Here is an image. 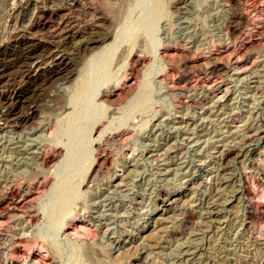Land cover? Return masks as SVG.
<instances>
[{
	"label": "rangeland",
	"instance_id": "374dc122",
	"mask_svg": "<svg viewBox=\"0 0 264 264\" xmlns=\"http://www.w3.org/2000/svg\"><path fill=\"white\" fill-rule=\"evenodd\" d=\"M0 68V264H264V0H0Z\"/></svg>",
	"mask_w": 264,
	"mask_h": 264
},
{
	"label": "bare ground",
	"instance_id": "6f19581e",
	"mask_svg": "<svg viewBox=\"0 0 264 264\" xmlns=\"http://www.w3.org/2000/svg\"><path fill=\"white\" fill-rule=\"evenodd\" d=\"M78 1V0H77ZM51 2V1H50ZM80 2V1H79ZM42 3V2H41ZM69 8V7H68ZM59 10V9H58ZM60 10H62V9H60ZM59 10V11H60ZM40 13H41V15H42V18H40V19H37L36 20V22L35 23H33V25L35 24V26H38V27H40V26H46L47 25V23H48V21H47V19L48 18H50V16H51V14H52V12H53V10H48V9H41L40 11H39ZM27 13V12H26ZM64 15V14H63ZM62 15V16H63ZM69 15V14H68ZM64 18V17H63ZM12 19V18H11ZM66 19V18H65ZM262 18H258L257 19V21L256 22H258V21H260ZM88 21V20H87ZM15 22V21H14ZM65 22V21H64ZM262 22V21H261ZM51 23V22H50ZM97 23V22H96ZM56 25V24H55ZM11 26H13V25H11ZM63 28V27H62ZM28 29V28H27ZM88 29V28H87ZM35 31V30H34ZM72 31V32H71ZM81 31V30H80ZM86 31V30H85ZM89 31V30H88ZM96 31V30H95ZM59 32V31H58ZM83 32V31H82ZM33 33V32H32ZM70 33H73V35L74 34H76V33H78V30H71V29H64V35H65V37H67ZM96 33V32H95ZM88 34V33H87ZM92 34V33H91ZM98 34V33H97ZM106 35H107V33H105ZM63 35V36H64ZM71 35V34H70ZM100 35V34H99ZM28 36V35H27ZM62 36V35H61ZM62 36V37H63ZM88 36H89V34H88ZM87 35L85 36L86 38L88 37ZM71 37V36H70ZM70 37H68V38H70ZM75 37V36H74ZM80 37H82V36H80ZM96 37V36H95ZM103 37V36H102ZM105 37V36H104ZM103 37V38H104ZM79 38V37H78ZM89 38V37H88ZM92 38V37H91ZM91 38H89L88 40H90ZM96 38H98V37H96ZM59 40V39H58ZM65 40V39H64ZM66 40H69V39H66ZM76 40V39H75ZM86 40V39H85ZM88 40H86V41H88ZM98 40V39H97ZM244 40V39H243ZM51 41V40H50ZM54 41V40H53ZM71 41V40H70ZM81 41H82V43H83V40L81 39ZM100 41V40H99ZM17 42V41H16ZM28 42H30V40L29 39H20V40H18V42H17V44L18 45H25L26 46V43H28ZM56 42H57V40H56ZM64 42V41H63ZM80 42V41H79ZM96 42H98V41H96V40H94V37L92 38V41H89V42H87L88 44H91V45H89V47L90 46H92L93 47V44L95 45V43ZM58 43V42H57ZM60 43H61V41H60ZM67 43V42H66ZM31 44V43H30ZM54 44V43H53ZM68 44H70V43H68ZM81 44V43H80ZM97 44V43H96ZM29 45V44H28ZM38 45V44H37ZM60 45V44H59ZM62 45V44H61ZM65 45H67V44H65ZM85 45H86V42H85ZM49 46V45H48ZM63 46H64V44H63ZM26 47H28V46H26ZM31 47V46H30ZM29 47V48H30ZM50 47V46H49ZM48 47V48H49ZM67 47V46H66ZM45 48V47H44ZM63 48V47H62ZM68 48V47H67ZM66 48V49H67ZM27 49V48H26ZM51 49V48H50ZM65 49V48H64ZM65 49V50H66ZM88 49V48H87ZM86 50V49H85ZM42 51V50H41ZM40 51V52H41ZM44 51V50H43ZM42 51V52H43ZM48 51H50L49 49H48ZM54 52V51H53ZM38 53V52H37ZM64 53V52H63ZM69 53V52H68ZM20 54V53H19ZM67 54V53H66ZM14 55V54H13ZM36 55L37 54H35L34 53V50H32V49H30L29 51H26L25 52V54H24V64H23V66H22V69H20V67H19V69H20V71L22 72V74H21V77H23L24 79L26 78V79H30V78H32L33 77V75H34V72L36 71V73H37V69L39 68V63H37V62H35L34 60L36 59ZM40 55V54H39ZM42 55V54H41ZM48 55H49V52H48ZM51 55V54H50ZM60 55V54H59ZM43 56H44V54H43ZM53 56H55V55H53ZM73 56V55H72ZM17 57V56H16ZM37 57H39V56H37ZM52 57V56H51ZM19 58V57H18ZM45 58V57H44ZM47 58V57H46ZM53 58V57H52ZM237 58V57H236ZM235 58V59H236ZM38 59V58H37ZM40 59H42V57L40 56ZM66 59H67V55L66 56H62V53H61V56H59V57H57V58H53V59H51L49 62L50 63H53V62H63V63H65L64 61H66ZM43 61H46V60H43ZM235 61V60H234ZM47 62V61H46ZM22 63V62H21ZM21 63H19V64H21ZM31 63H32V65H31ZM42 63V62H41ZM50 63H48V64H50ZM240 63V62H239ZM44 64H45V62H44ZM43 65V64H42ZM58 65V64H57ZM66 65V64H65ZM41 66V65H40ZM45 66V65H44ZM44 66H43V69H44ZM244 66V65H243ZM57 67V66H56ZM46 68V67H45ZM241 69H242V67H240ZM1 70H2V68H0ZM62 69V68H61ZM61 69H59V70H61ZM67 69V68H66ZM51 70V69H50ZM65 70V69H64ZM63 70V71H64ZM235 70H237V69H235ZM19 71V70H18ZM55 71V70H54ZM4 72V71H3ZM15 72V71H14ZM51 72V71H50ZM55 72H57V71H55ZM54 72V73H55ZM66 72V71H65ZM20 73V72H19ZM47 73V72H46ZM63 73V72H62ZM69 73V72H68ZM45 74V73H44ZM51 74V73H50ZM2 75H4V73L2 74ZM18 76H19V74H17ZM16 75V76H17ZM40 75V74H39ZM61 75V74H60ZM251 75V74H250ZM15 76V75H14ZM15 76V77H16ZM36 76V75H35ZM45 76V75H44ZM43 76V77H44ZM56 76V75H55ZM254 76V75H253ZM38 77V76H37ZM40 77V76H39ZM46 78V77H45ZM56 78V77H55ZM10 79V76H0V82H2V81H8ZM12 79H14V78H12ZM47 79V78H46ZM52 79H53V77H52ZM11 80V79H10ZM9 80V81H10ZM65 80V79H64ZM17 81V80H16ZM28 81V80H27ZM252 81V80H251ZM224 82V81H223ZM41 83V82H40ZM215 83V82H214ZM123 84H124V81H123ZM5 85V84H4ZM119 84H117L116 85V87L118 86ZM257 85H258V83H257ZM41 86V85H40ZM223 86V85H222ZM14 87V86H13ZM34 87V86H33ZM119 87V86H118ZM124 87V86H123ZM257 87V86H256ZM217 88V87H216ZM249 88V87H248ZM11 89V88H10ZM261 89V88H260ZM219 90V89H218ZM37 91V90H36ZM35 91V92H36ZM41 91V90H40ZM214 91V90H213ZM222 91V90H221ZM226 91V90H225ZM254 91V90H253ZM17 92H18V89H17V91L15 90V88H12L11 90H10V96H12V98H10V97H7V96H3L2 98L4 99V100H2V101H5L7 104H12V103H16L17 105H15L14 107H10V109H9V111H10V118H12V117H15V114H14V111L17 109V106H18V104L20 103H23V99L25 98V94L27 93L26 91L25 92H23V93H20V94H17ZM223 92V91H222ZM109 93V94H108ZM115 92L114 91H111L110 92V90H109V92H107V94L108 95H112V94H114ZM104 94V93H103ZM102 94V95H103ZM116 94H117V92H116ZM36 95V94H35ZM9 96V95H8ZM223 96V95H222ZM0 97H1V95H0ZM103 97H105V96H103ZM218 97V96H217ZM28 99H29V95H28V97H27ZM31 103V102H30ZM13 104V105H14ZM24 104V103H23ZM23 104H22V106H23ZM28 104V103H27ZM32 104V103H31ZM1 105V104H0ZM34 105V104H33ZM35 106V105H34ZM20 107H21V105H20ZM19 107V108H20ZM6 108V107H5ZM1 110H3L2 109V107H1ZM20 110V109H19ZM8 111V110H7ZM5 112V111H4ZM3 111H2V113H4ZM7 114H8V112H6ZM16 113V112H15ZM12 114H14V116H12ZM21 113H19V115H20ZM34 114V113H33ZM32 114V115H33ZM1 115V114H0ZM9 115V114H8ZM23 115V114H22ZM28 115V114H27ZM23 116V117H20L21 118V120H25L26 118L27 119H29L28 118V116ZM17 116V115H16ZM230 116V115H229ZM6 117V116H5ZM6 119H8V118H6ZM13 119V118H12ZM19 119V118H18ZM32 119V118H31ZM9 120H11V119H9ZM14 120H15V118H14ZM8 121V120H7ZM12 122V121H11ZM15 122H16V120H15ZM29 122V121H28ZM21 123V122H20ZM27 123V122H26ZM23 127V126H22ZM248 127V126H247ZM259 129V128H258ZM256 130V129H255ZM254 130V131H255ZM250 133V132H249ZM249 133H247V134H249ZM252 133V132H251ZM254 133V132H253ZM260 133V132H259ZM257 134V133H256ZM261 134V133H260ZM260 134H259V137H260ZM246 135V134H245ZM248 136V135H247ZM244 137V136H243ZM255 137V136H254ZM251 140V139H250ZM250 142V141H249ZM256 142V141H255ZM248 145V144H247ZM44 146V145H43ZM224 146V145H223ZM226 146V145H225ZM239 146V145H238ZM46 146H44V148H45ZM40 148H41V146H40ZM40 148H39V150H40ZM222 148V147H221ZM43 149V148H42ZM25 150V149H24ZM34 150V149H33ZM45 150V149H44ZM46 151V150H45ZM58 151V150H57ZM54 152V151H53ZM59 152V151H58ZM223 152H225V155H229V153H230V150H226V151H224L223 150ZM27 153V152H26ZM41 153V152H40ZM49 153H51L50 151H49ZM54 153H56V152H54ZM54 153H53V155H54ZM236 153V152H235ZM43 154H45L44 156H41L42 157V160L45 162V163H47L49 160H51V158H52V156L51 155H49V154H46V152L45 153H43ZM105 155V154H104ZM36 156V155H35ZM227 157V156H226ZM96 160L97 161H102V160H105V158H104V156H102V155H100V154H98L96 157ZM53 160H54V158H53ZM133 161H134V159H132ZM38 161V160H37ZM41 161V160H40ZM41 163V162H40ZM100 163V162H99ZM3 164V163H2ZM199 164V163H198ZM262 167V166H261ZM123 168V167H122ZM223 169V168H222ZM221 171V170H220ZM259 171V170H258ZM257 171V172H258ZM220 173V172H219ZM5 174V173H4ZM96 174V173H95ZM121 176V175H120ZM4 177V176H3ZM122 177V176H121ZM1 178V177H0ZM261 178V177H260ZM264 178V177H263ZM2 179V178H1ZM10 179H11V177H10ZM44 179V178H43ZM260 180V179H259ZM4 181V180H3ZM8 180H6V182H7ZM2 182V181H1ZM43 182V181H42ZM5 183V182H4ZM4 183H1V185H3ZM41 183V182H40ZM45 183V182H44ZM10 184H13L12 182H10ZM5 185V184H4ZM3 185V186H4ZM7 185L8 184H6V187H7ZM13 186L14 185H12V188H13ZM241 186V185H240ZM45 187V186H44ZM243 187V186H242ZM11 188V189H12ZM15 188V187H14ZM38 187H36V189H37ZM244 188V187H243ZM3 189V188H2ZM5 189V188H4ZM7 189V188H6ZM8 189H10V187H8ZM13 190V189H12ZM17 190V189H16ZM15 190V191H16ZM253 190V189H252ZM7 191V190H6ZM11 191V190H10ZM254 191V190H253ZM233 192V191H232ZM244 192H246V191H244ZM10 193V192H9ZM24 193V195H26V196H29L30 194H31V191H30V189H27L25 192H23ZM22 193V194H23ZM247 193V192H246ZM3 194V193H2ZM37 194V193H36ZM248 194V193H247ZM247 194H246V196H247ZM5 195H6V192H5ZM35 195V194H34ZM239 195H241V193L239 194ZM9 196V195H8ZM17 196V195H16ZM22 196V195H21ZM30 197V196H29ZM243 197V196H242ZM16 198H18V199H20V198H23V196L22 197H15V200H17ZM245 198H248V197H245ZM7 199V198H6ZM24 199V198H23ZM28 198H26V200H27ZM244 199V198H243ZM253 199V198H252ZM14 200V201H15ZM227 200V199H226ZM251 200V199H250ZM248 201L249 202V204L250 205H252L251 204V201ZM6 201V200H5ZM18 201V200H17ZM212 201V200H211ZM246 201V200H245ZM244 201V202H245ZM3 202V199H2V196H1V199H0V203H2ZM21 202V201H20ZM25 202V201H24ZM210 202V201H209ZM253 203V202H252ZM256 204H258V203H256ZM19 205V204H18ZM12 206V205H11ZM15 207V206H14ZM251 207V206H250ZM218 208V207H217ZM220 208V207H219ZM205 209V208H204ZM12 210V209H11ZM213 210V209H212ZM211 210V211H212ZM217 210V209H216ZM251 210V209H250ZM220 211V210H219ZM21 212V211H20ZM27 212V211H26ZM3 213V212H2ZM8 213V212H7ZM17 213V212H16ZM205 213V212H204ZM204 213H203V215H204ZM212 213V212H211ZM210 213V214H211ZM12 214H13V212H12ZM15 214V213H14ZM215 214V213H214ZM213 214V215H214ZM217 214V213H216ZM6 215V214H5ZM10 215V214H9ZM7 217V216H6ZM206 217V216H205ZM3 218V216H1L0 215V220H4V219H2ZM162 218V217H161ZM223 218V217H222ZM7 219V218H6ZM5 219V220H6ZM17 219V218H16ZM27 219V218H26ZM203 220V219H202ZM201 220V221H202ZM205 220V219H204ZM213 220V219H212ZM9 222V221H8ZM218 222V221H217ZM4 223V222H3ZM207 223V222H206ZM8 224V223H7ZM90 224V223H89ZM208 224V223H207ZM11 225V224H10ZM264 226V225H263ZM1 227V226H0ZM23 227V226H22ZM206 227V226H205ZM207 228V227H206ZM29 229V228H28ZM27 229V230H28ZM25 231V230H24ZM259 231H260V233H261V231H264L263 229H262V227H260L259 228ZM18 232V231H17ZM23 232V231H22ZM21 232V233H22ZM13 233H14V231H13ZM28 233V232H27ZM26 233V234H27ZM23 234H24V232H23ZM13 235V234H12ZM16 235V234H15ZM18 235H19V233H18ZM22 235V234H21ZM20 235V236H21ZM25 235V234H24ZM2 237H4V236H2ZM1 237V238H2ZM8 237V236H7ZM10 237V236H9ZM12 237V236H11ZM19 237V236H18ZM0 238V240H3V239H1ZM257 238V237H256ZM7 238L5 237V240H6ZM10 239V238H9ZM8 239V240H9ZM13 239V238H12ZM5 240H3V241H5ZM27 240V239H26ZM9 241H11V243H12V240H9ZM8 241V242H9ZM13 241H14V239H13ZM23 241V240H22ZM28 241V240H27ZM121 241V240H120ZM264 241V240H263ZM5 242H7V240L5 241ZM262 242V241H261ZM4 242H2V244H3ZM10 243V242H9ZM10 243V244H11ZM14 243V246H15V242H13ZM22 243H24V242H22ZM9 244V245H10ZM25 244V243H24ZM146 244V243H145ZM8 245V246H9ZM21 246V245H20ZM28 246V245H27ZM17 247V246H16ZM26 247V246H25ZM149 247V246H148ZM8 249V248H7ZM17 249V248H16ZM146 249V248H145ZM186 249V248H185ZM189 249V248H188ZM29 250V249H28ZM37 250V249H36ZM16 251V250H15ZM17 251H18V249H17ZM3 252V251H2ZM1 252V253H2ZM7 253V252H6ZM28 253V252H27ZM12 254V253H11ZM10 254V255H11ZM15 255V254H14ZM17 255V254H16ZM28 255V254H27ZM179 255V254H178ZM23 256V255H22ZM42 257V256H41ZM28 258H30L31 260H32V262L33 261H37L38 260V258L39 257H37L36 255H34L33 253L32 254H30L29 255V257ZM26 259H27V257H26ZM179 259V258H178ZM184 259V258H183ZM189 259H190V257H189ZM2 260V259H1ZM39 260H41L40 258H39ZM39 260L37 261V262H39ZM10 261H11V259H10ZM42 261V260H41ZM189 261V260H188ZM1 263V262H0ZM13 263V262H12ZM24 263V262H23ZM30 263V262H29ZM36 263V262H35ZM41 263V262H40ZM44 263V262H43ZM8 264V263H7ZM14 264V263H13ZM130 264V263H129Z\"/></svg>",
	"mask_w": 264,
	"mask_h": 264
}]
</instances>
